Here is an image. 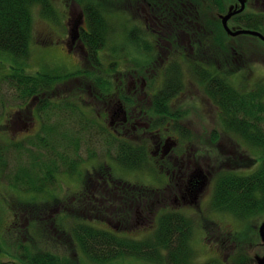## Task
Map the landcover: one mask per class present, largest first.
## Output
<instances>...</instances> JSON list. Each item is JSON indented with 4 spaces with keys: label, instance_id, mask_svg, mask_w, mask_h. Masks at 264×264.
Listing matches in <instances>:
<instances>
[{
    "label": "rangeland",
    "instance_id": "374dc122",
    "mask_svg": "<svg viewBox=\"0 0 264 264\" xmlns=\"http://www.w3.org/2000/svg\"><path fill=\"white\" fill-rule=\"evenodd\" d=\"M147 1L152 0H49V4L32 9L29 57L18 61L0 52V139L4 144L10 143L11 148L22 145L21 156H27L29 144H39V137L47 128H57L60 133L74 136L75 130L71 126L80 125L88 127L93 135V146L90 147L85 139L81 142L79 163L63 169L58 166L57 181L46 186L44 195L19 194L13 189L10 178L4 176L0 179V264L19 261L23 246L53 252L60 260L58 264H100L91 262L78 247L74 231L81 224L90 223L112 231L116 228L122 236L137 240L148 237L157 227L160 214L166 211L183 213L193 221L190 247L194 264L224 262L227 255L237 249L249 251L255 260L264 257V242L259 233L264 215L243 221L229 213H218L211 207L214 183L220 174L229 171L249 173L256 164L248 168L234 166L233 162L242 151L240 146L245 150L248 146L226 131L220 110L209 98L205 85L194 75L197 68L203 69L201 65L234 82L245 92L264 86V41L246 35L232 37L220 20L231 8L240 7L238 0H223L225 11L208 6L211 12L203 13L197 20L199 28H210L212 39L216 34L215 42L217 38L221 41V48L216 45L208 60L211 66L205 64L204 58L201 60L204 64H186L180 59L182 64H174L166 70L169 76L156 77L147 90L149 94H157L173 71L180 72V76L184 74L177 95L168 96L173 91L170 83L166 95L158 99L159 105L168 102L167 119L156 113L154 98L150 97L145 111H148L146 122L152 134L128 133L124 138L118 137L134 147H145L148 159L143 164L145 167L127 169L115 159L117 141H113L108 125L111 120L108 113L105 114L111 98L93 101L92 96L118 94V90L125 87L122 96L129 97L135 77L147 78L152 70L159 69L160 64H148L160 61L161 50L151 42L150 31L156 27L151 18L157 17L143 10L148 7ZM247 1L243 14L255 12L264 16V0ZM88 2H102L105 4L102 7L112 14L113 33L106 35L96 58L89 50L78 56L75 47L63 42L68 35L70 8L74 17L83 15L85 27L89 30L84 14ZM228 26L234 31L241 29L234 19L228 22ZM90 33L94 34L93 31ZM229 46L238 52L241 50L237 52V61L230 57ZM86 48L91 47L86 45ZM79 61L83 64H78ZM88 61L95 62L96 66L84 64ZM20 67L43 85L56 84L50 91L25 103L26 94L19 93L13 80V71ZM230 74H234L232 79ZM46 75L50 77L45 80ZM76 97L84 100H75ZM104 115L105 122L101 120ZM171 115L179 117L180 121L173 122ZM98 123L101 124L97 126ZM154 130L155 133L161 132L163 138L170 137L178 142L175 148H178V156L175 160L170 159L169 165L168 160H161L159 151L151 146ZM186 139L190 149L181 152L184 148L180 151L179 147ZM99 143L104 149H99ZM107 146L114 149L113 154L108 153ZM186 154L184 160L179 157ZM6 156L11 158L12 165L17 163L20 154L19 151H7ZM22 160L25 161L26 157ZM70 167L75 169L72 175ZM168 168L174 170L166 176ZM201 171L206 177L205 183L198 184V187L189 186L190 175ZM142 187L152 192H142ZM108 264L151 263L125 257Z\"/></svg>",
    "mask_w": 264,
    "mask_h": 264
},
{
    "label": "trees",
    "instance_id": "16d2710c",
    "mask_svg": "<svg viewBox=\"0 0 264 264\" xmlns=\"http://www.w3.org/2000/svg\"><path fill=\"white\" fill-rule=\"evenodd\" d=\"M173 1L181 2V0L147 1L146 11L156 16L165 14V17H168L169 26L182 29L185 25V19L180 18L183 16V11L179 9L178 4H173ZM186 1L199 11V0ZM49 3V0H0V52L18 61L29 57L32 9L35 6L42 7ZM101 3L88 2L84 7V14L90 25L89 32L84 34V44L85 47L86 45L91 47L86 50H89L95 58L97 51L103 48L106 35H111L114 30L111 23L112 14L110 10L102 7L105 4ZM223 3V0H212V7L218 11H225ZM174 14L178 15L176 20L173 19ZM233 19L236 25L244 29L254 31L264 29V16H256L254 19L252 14H243ZM214 37L216 34L212 39L213 51L216 45L221 48L220 39L217 38L215 42ZM229 51L231 52L230 57L237 61L238 50L229 46ZM218 59L221 61L220 58ZM92 65L96 66V64ZM197 72V76L206 87L209 98L220 110L226 131L237 136L240 142L248 146V150L240 146L242 151L238 159L233 162L234 166L248 168L256 164V167L249 173L229 171L220 174L214 183L211 207L218 213H229L243 221L262 216L264 215V86L251 92H245L237 88L234 82L217 75L214 71L209 72L207 69L197 68ZM233 76L234 74H230L229 78L232 79ZM47 77L50 76L46 75L44 79L46 80ZM13 80L19 93L26 94L25 103L50 91L54 83L43 85L34 75L27 74L21 67L13 71ZM174 82V79H170L166 85ZM178 84L172 91L173 93H177L181 88L180 78ZM159 98L161 96L157 95L154 99L156 113L168 115L166 112L168 102H162L159 105L157 104ZM69 109L75 110L73 107ZM99 125L98 123L97 126ZM74 126H71L75 130L74 136L70 133H60L57 128L43 130L39 137V144H29L31 147L28 149L30 152H26L27 156L25 154L21 156L22 145H19V148L17 146L11 148L10 143L9 145L4 144L0 139V179L4 176L10 178L13 181V189L19 194L22 192L44 195L43 193L47 191L46 186L57 181V175L60 172L58 166L63 169L70 164L79 163L81 142L86 140L90 147L93 146V135L88 127ZM112 138L113 141H117V145L113 143L116 150L115 159L122 167L131 170L145 167L143 164L148 159L142 153L144 149H138L113 135ZM99 146V149H104L102 144L99 143ZM107 148L108 153H114L112 147L107 146ZM7 151H19L20 157L16 164L11 165V158L6 156ZM22 157H26V160L23 161ZM70 169L69 173L72 175L75 169L71 167ZM7 172L11 174L8 175ZM143 191L152 192L146 187ZM193 228V221L185 214L166 211L158 217L157 227L153 232L143 239L135 240L122 236V233L116 231L115 228L114 231L105 230L90 223L81 224L75 229L74 234L78 247L94 263L108 264L128 257L151 264H194L190 247ZM234 246H231L232 250H235ZM11 262L13 264H58L60 260L51 251L34 250L30 246H23L19 261ZM207 264H257V262L249 251L237 249L233 254L227 255V260L224 262L214 261Z\"/></svg>",
    "mask_w": 264,
    "mask_h": 264
},
{
    "label": "flooded vegetation",
    "instance_id": "af4514ba",
    "mask_svg": "<svg viewBox=\"0 0 264 264\" xmlns=\"http://www.w3.org/2000/svg\"><path fill=\"white\" fill-rule=\"evenodd\" d=\"M163 2V0H161ZM191 1V0H190ZM248 2V1H247ZM199 11L195 9V6L191 5L190 2H187L186 0H181V2H175L173 1V4L179 5V9L183 11V16H181V19H185V25L182 29L174 28L172 25H168V17H165V14H161L160 16H156L157 18H151L154 23H156L155 30L150 31V36L153 38L151 42H155L157 47L161 50V54H159L160 61H152L148 64H160L158 70H152L151 74L147 76H141V77H135V80L131 83L132 92L129 91V97L122 96V94L125 93L126 88L122 87L118 90V94L116 92H112L109 95L102 94H94L96 96H92L93 101H99L102 98L110 97L111 104L108 109H106L105 114L108 113L109 118L111 120L109 125V131L111 134L120 140V138H124L128 133H134L136 135H142L145 136L146 134L151 135L152 130L150 129L148 123L146 122L148 111H145V108L149 102V98L153 97L156 98L157 95L163 96L168 92L169 85H164V87L159 91L157 94H149L147 90L151 88V85L155 81L156 77L162 74H166L169 76L168 70L169 68L173 67L174 64H178L175 62V60H180L186 64H204L201 63L202 58H204L205 64H209L211 66L210 62L208 61L211 58V53L213 52L212 49V30L210 28H199L198 26L200 23H197V20L201 19V15L203 13H210L211 11L208 9V6L212 7V0H199ZM68 6V5H67ZM246 8V5H245ZM143 10H146V7L143 8ZM168 11V10H167ZM245 11V9H244ZM243 12H241V15H243ZM152 14V13H151ZM253 18L255 17H261L258 16L259 14H255V12L252 14ZM178 17L177 14H174L173 19L176 20ZM85 20L83 18V15H79L78 17H74V14L72 13V8H70V14L68 17V35L63 39L64 44L67 46L75 47L76 52L79 56L81 53H85L86 47L83 44L84 42V34L86 32H89V30L85 27ZM197 28H195L196 26ZM205 27V26H204ZM260 33H263L264 35V29L259 30ZM151 42L149 43L151 45ZM149 49V48H148ZM149 54L150 50H148ZM205 55V57L203 56ZM157 59V57H156ZM78 64H83L79 61ZM84 64H96L95 62H86ZM218 64V63H217ZM202 67V66H201ZM204 68V67H202ZM208 70V69H207ZM209 72H212L211 70H208ZM147 73V71H146ZM184 75V74H183ZM183 75L180 76V72L173 71L170 75L169 79H174L173 90L178 84L179 78L183 80ZM172 77V78H171ZM76 78V77H75ZM55 83V82H54ZM51 85V89H53V86L56 84ZM124 84V83H123ZM122 84V85H123ZM121 85V86H122ZM119 88V87H118ZM50 89V90H51ZM80 90V89H78ZM146 90V92H145ZM181 88H179V91ZM173 93L171 92L169 95L172 96V98L179 93ZM131 96H133L131 98ZM75 100L83 101L84 99H80L79 97H76ZM52 103V101H50ZM38 111V110H37ZM82 112V111H81ZM163 119H166L167 116L165 114H161ZM173 122H179L180 118L175 117L174 115H171ZM101 120L105 122V115L101 117ZM101 124V123H99ZM167 124L166 126L169 128ZM174 132H176L174 129H172ZM154 130V139H152L151 146L155 148V150L159 151L161 160L167 161V165H169V160L174 159L175 156H178V153H176L175 149L178 145V142L173 140L170 137H164L161 132H156ZM171 130H168V132ZM180 131V128H179ZM120 137V138H118ZM187 141L184 140V144L179 147V150L181 152H185L186 150H189L190 148L187 146ZM168 147V149H166ZM138 148V147H136ZM138 149H141L138 148ZM142 153H144L147 156L145 147ZM169 151V153H168ZM199 156H204L198 153ZM183 160L186 159L187 154L184 156H179ZM161 169L165 171L164 165H161ZM174 170V169H172ZM170 168L166 171V176L172 171ZM204 170V169H203ZM205 172V170H204ZM191 178L188 181L189 186L192 187H198L199 181H202L201 183H205L206 177L203 175V172L200 173H192L190 175ZM172 177V176H171ZM145 187H142V192ZM116 231H119L115 228ZM121 233V232H120Z\"/></svg>",
    "mask_w": 264,
    "mask_h": 264
},
{
    "label": "water",
    "instance_id": "95a60500",
    "mask_svg": "<svg viewBox=\"0 0 264 264\" xmlns=\"http://www.w3.org/2000/svg\"><path fill=\"white\" fill-rule=\"evenodd\" d=\"M239 3L241 4V7L233 10L232 8L230 9V11L225 15V16H221V21H222V25L224 30L231 35L232 37H237L240 35H252V36H258L260 37L262 40H264V36L256 31H250V30H231L228 26V22L232 19V17H234L235 15L241 13L244 11L245 9V5H246V1L247 0H238ZM259 233L260 236L264 242V223L260 226L259 229ZM257 264H264V257H257L256 258Z\"/></svg>",
    "mask_w": 264,
    "mask_h": 264
},
{
    "label": "bare ground",
    "instance_id": "6f19581e",
    "mask_svg": "<svg viewBox=\"0 0 264 264\" xmlns=\"http://www.w3.org/2000/svg\"><path fill=\"white\" fill-rule=\"evenodd\" d=\"M175 62L178 63V64H182V63H181L180 61H178V60H175ZM177 68H178V66H176L175 69L177 70ZM192 74H193V73H192ZM194 75H195V77L198 79L197 73H196V74L194 73ZM198 80H199V79H198ZM202 84H203V83H202ZM166 119H167V118H166Z\"/></svg>",
    "mask_w": 264,
    "mask_h": 264
}]
</instances>
